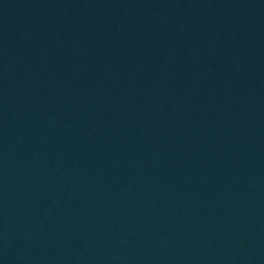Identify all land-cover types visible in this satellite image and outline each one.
<instances>
[{
  "label": "water",
  "instance_id": "obj_1",
  "mask_svg": "<svg viewBox=\"0 0 264 264\" xmlns=\"http://www.w3.org/2000/svg\"><path fill=\"white\" fill-rule=\"evenodd\" d=\"M0 264H264V0H0Z\"/></svg>",
  "mask_w": 264,
  "mask_h": 264
}]
</instances>
